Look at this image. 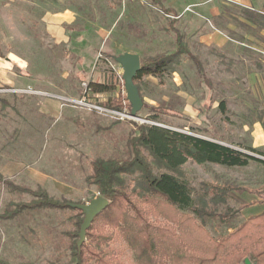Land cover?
Here are the masks:
<instances>
[{"label":"rangeland","instance_id":"1","mask_svg":"<svg viewBox=\"0 0 264 264\" xmlns=\"http://www.w3.org/2000/svg\"><path fill=\"white\" fill-rule=\"evenodd\" d=\"M160 2L163 6L193 4L192 0ZM63 10L77 15L75 24L66 29L72 41L67 46L54 47L41 19L46 13ZM169 21L149 0H0V60L9 53L18 54L28 61L30 72L29 78L16 67L0 72V99L10 106L0 110V175L14 186L32 190L40 186L56 200L89 206L91 201L102 198L85 181L90 162L97 158L129 157L128 142L136 134L134 126L149 124L188 135L222 139L254 156L243 150L247 141L240 136V127L244 122V102L248 103L247 108L259 110V107L250 106V95L230 83L227 74L219 73L214 65L205 67L203 50L193 52L202 62L211 88L196 77L193 63L183 56L175 73L164 74L161 79L150 76L142 79L139 88L144 105L133 120H114L71 106H62L64 114L49 118L39 111L42 100L48 98L19 92L30 87L42 93L80 98L84 91L82 84L104 83L112 78L113 84L121 87L119 97L102 94L96 100L103 104L110 98L122 100V112H130L126 107L121 68L114 58L133 53L141 61L172 52ZM12 74L21 78L18 84L6 82L5 75ZM191 98L195 100L193 103ZM222 100L225 113L218 109ZM179 174L196 191L203 184L231 188L227 205L234 209L249 203L238 201L237 195L238 191L251 189L252 174H256V182H264V170L253 163L245 168L228 169L188 162ZM30 200L29 196L0 184V213L11 203ZM218 211L223 212V206H218ZM74 215L73 211H40L14 222H0V260L10 264L66 262ZM246 220L239 216L237 221ZM206 230L214 239L229 232L222 227ZM104 231L111 236L105 252L122 264H134L132 253L118 232L108 226H104Z\"/></svg>","mask_w":264,"mask_h":264},{"label":"trees","instance_id":"2","mask_svg":"<svg viewBox=\"0 0 264 264\" xmlns=\"http://www.w3.org/2000/svg\"><path fill=\"white\" fill-rule=\"evenodd\" d=\"M149 1L170 18L167 29L173 36L174 49L141 60L140 71L134 80L140 98L139 83L144 77L161 79L164 74L175 73L183 56L193 63L196 77L210 89L211 82L203 64L190 53L173 12L160 0ZM243 14L256 20L247 12ZM87 85L92 94H116L119 97L121 90L113 84L112 78L104 83L89 82ZM121 101L110 98L103 106L122 112ZM8 107V102L0 99V110ZM126 107L130 110L129 104ZM218 109L221 113L226 112L224 101L219 103ZM134 128L136 134L128 142L129 157L97 158L89 164L90 173L85 181L108 201V206L94 218L83 243H79V231L85 215L75 205L50 197L40 186L34 190L14 186L1 175L2 186L27 195L31 200L9 204L0 213V222H14L26 214L40 211L75 212L74 230L68 233L69 259L47 264H122L104 250L111 240L104 226L118 232L131 251L134 264H246V261L247 264H264V212L239 223L240 208L227 205L231 188L203 184L201 190L196 191L179 174L188 162L230 169L245 168L251 162L264 167V161L224 145L222 139L188 135L152 124ZM190 131L199 134L193 129ZM247 151L264 156L251 148ZM220 205L223 212L218 211ZM207 227H222L229 232L214 239ZM0 264L10 263L0 260Z\"/></svg>","mask_w":264,"mask_h":264},{"label":"crops","instance_id":"3","mask_svg":"<svg viewBox=\"0 0 264 264\" xmlns=\"http://www.w3.org/2000/svg\"><path fill=\"white\" fill-rule=\"evenodd\" d=\"M192 1L193 4L184 6L167 4L164 7L173 12L176 21L179 19L177 28L184 36L190 53L197 56L193 51H206L203 59L205 67L214 65L219 73L227 74L230 83L250 95V106L254 104L259 107V110L256 107L247 108L248 103L244 102V122L241 123L240 136L247 141L243 150L251 148L264 154V0ZM243 12L256 20L248 19ZM76 18L77 15L70 10L46 13L42 17L45 33L54 47L71 43L72 38L66 29L75 24ZM0 61L1 73L16 67L26 78L30 77L29 63L22 56L9 53ZM5 78L7 83L12 84H18V79H21L15 74L11 77L5 75ZM191 99L190 103H193L195 100ZM39 111L54 119L65 113L58 102L49 99L42 100ZM223 144L239 150L227 143ZM255 158L264 161V156L256 155ZM251 163L264 170L262 165ZM255 175L252 174L249 191H238V201H249L240 208L242 220L264 212V182H256Z\"/></svg>","mask_w":264,"mask_h":264},{"label":"water","instance_id":"4","mask_svg":"<svg viewBox=\"0 0 264 264\" xmlns=\"http://www.w3.org/2000/svg\"><path fill=\"white\" fill-rule=\"evenodd\" d=\"M115 62L121 68V80L123 82L126 100L130 105L129 115L133 118H138V113L143 107V101L140 98L138 89L134 84V80L141 68L140 58L136 54L124 53L116 57ZM238 151L246 155L253 156L245 151ZM107 206L108 201L104 198H98L91 201L89 206H74L85 215V219L79 231V243H83L85 241L86 230L89 228L94 218L97 217L101 212H103L107 208ZM245 263L247 264L248 262L246 261Z\"/></svg>","mask_w":264,"mask_h":264},{"label":"built area","instance_id":"5","mask_svg":"<svg viewBox=\"0 0 264 264\" xmlns=\"http://www.w3.org/2000/svg\"><path fill=\"white\" fill-rule=\"evenodd\" d=\"M82 86L84 91L80 98H70L56 94L42 93L35 91L30 87H27L24 90H19V92L22 94L41 95L59 102L61 106L84 108L85 110L96 112L99 115L109 117L114 120L124 121L135 119L129 115V112H119L114 109L104 107L101 101L96 100L102 94H92L87 84H82Z\"/></svg>","mask_w":264,"mask_h":264}]
</instances>
